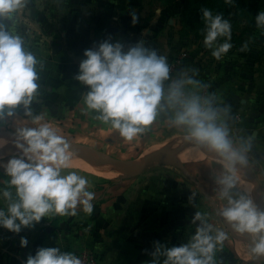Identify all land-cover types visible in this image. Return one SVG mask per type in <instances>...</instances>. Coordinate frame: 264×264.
<instances>
[{"label": "crops", "instance_id": "0c3cea01", "mask_svg": "<svg viewBox=\"0 0 264 264\" xmlns=\"http://www.w3.org/2000/svg\"><path fill=\"white\" fill-rule=\"evenodd\" d=\"M181 8L156 5L152 0H27L26 6L14 20L2 21L23 36L26 46L44 65L40 71L38 98L31 105L33 114L43 113L46 121L58 126L71 142V147L75 148L73 151L78 159L106 163L120 177L116 180L106 179L77 168L87 176L90 190L96 194L93 212L87 214L78 210L75 216L42 218L34 227L22 228L20 233L0 227V264H23L29 254H35L37 248L57 245L73 252L88 247L100 254L107 264H145L151 258L149 252L153 249L154 241L169 245L186 243L194 234L196 224H199L198 221L192 223L195 212L200 210L211 214L210 209L215 212L221 203L216 196L218 185L215 179L222 173L223 165L214 154L211 153L212 158L204 156L188 163L170 161L177 164L174 166L169 162L176 170L165 169L160 164L155 170L147 169V166L136 173L156 151L139 161V166L138 163L133 164L134 161L142 157L140 152L148 148L153 140L163 136L167 130L164 124H157L141 137L128 142L115 130H109L106 125L81 111V94L87 90V86L74 77L78 73L80 60L84 58V51L103 40L129 45L143 39L160 54L167 56L169 64L180 54L186 53L188 57L177 76L182 72L194 75L201 83L208 85L206 91L215 94L217 104L229 103L234 108L237 122L241 121L245 130L248 127L252 130L253 142L248 143L249 148L264 161V98L256 99L253 92L252 85L257 78L254 64L248 62L245 68L251 74H247L246 81L239 84H235L239 79L237 68L231 70L232 77H219V74L214 75V71L212 74L206 73L204 53L198 49L204 40L180 35ZM132 12L137 16L135 24L132 22ZM55 46H60V49L55 51ZM194 69L198 73L193 72ZM226 83L232 87L230 94L220 95V89ZM262 91L264 94L263 87ZM249 92L253 94L252 97H248ZM252 111V114H248ZM16 115L19 119L25 118L24 109L17 108ZM5 120L0 126V137L13 139V118L6 117ZM9 139V143L0 149V157L5 161L17 151ZM189 146L178 150L180 153L186 152ZM160 150L169 153V156L157 158L152 163L158 159H172L175 153ZM5 152L9 154L3 155ZM111 159L126 164L127 168H118ZM248 161L250 164V159ZM241 172L254 186L252 197L255 203L264 210V184L261 203L250 167L246 165ZM0 178H4L3 169H0ZM209 219L218 225L223 220L219 217L213 219L211 215ZM226 230L230 238L223 248H218L217 264H261L264 261V257L246 261L239 248L244 252L241 241L248 237H237L230 227ZM21 237L27 238L26 247H21Z\"/></svg>", "mask_w": 264, "mask_h": 264}, {"label": "clouds", "instance_id": "9594fccd", "mask_svg": "<svg viewBox=\"0 0 264 264\" xmlns=\"http://www.w3.org/2000/svg\"><path fill=\"white\" fill-rule=\"evenodd\" d=\"M26 3L0 0V126L6 117L13 118L15 138L11 143L17 150L6 161L0 157L4 173L0 178V227L13 233L32 228L49 216H75L78 210L91 214L96 196L87 176L77 170V154L62 130L46 121L43 113L33 114L31 105L38 98L44 65L23 36L2 22L14 20ZM131 16L135 24L136 13ZM202 17L205 47L220 59L232 48L231 22L208 8L202 9ZM255 21L264 28V11L256 14ZM247 47L245 42L241 50ZM83 56L74 77L87 86L81 94L83 113L128 142L163 123L182 142L200 149L202 156L205 150L214 154L223 165L215 179L221 201L216 211L195 212L192 223L199 224L186 243L154 241L145 264H217L216 252L230 238L227 227L237 237H248L241 241L246 261L264 257V210L251 195L254 186L242 177L241 169L249 163V145L243 139L234 140L226 122L230 107L219 106L215 94L206 91L208 85L194 75L182 72L173 77L167 56L143 39L129 45L103 40L86 49ZM19 107L24 109L23 119L17 118ZM8 143L0 137V149ZM210 215L223 220L219 225L210 222ZM20 245H28L26 237H21ZM23 264L84 262L75 252L57 245L37 248Z\"/></svg>", "mask_w": 264, "mask_h": 264}, {"label": "rangeland", "instance_id": "374dc122", "mask_svg": "<svg viewBox=\"0 0 264 264\" xmlns=\"http://www.w3.org/2000/svg\"><path fill=\"white\" fill-rule=\"evenodd\" d=\"M171 1L172 0H152V2L156 3V5H160L164 7H172L173 9L180 6L182 7L181 10L183 11L184 0H175L172 2ZM239 4H240L239 6L233 7V11L230 15L231 18L229 19L232 25V34H231L232 48L226 54H224L220 59H216L215 57L212 56L211 54L212 50L205 47L204 41L202 42V47H199L198 49L203 51L204 53L203 63L206 64L205 72L208 74H212L214 71L215 72L214 75L219 74V77L224 78L227 77V75L232 77L231 70L233 69L235 71V69L237 68L240 73L238 72L239 79L238 82L235 84L244 83L246 81L245 79L248 78L247 76L250 75L251 72L248 69H246L245 66L248 65V62H252L254 64L253 70L255 69L257 71L256 72L257 78L254 79V83L252 85L254 87L253 92L254 94H256V99L258 98L261 99L264 98V94L262 91V87L264 88V28L257 27L255 17L258 12L264 11V6L257 13H254L253 15L252 14L253 11L249 9L248 0H241ZM221 42H223L222 39ZM245 42H247L248 47L246 50H241ZM238 63H240L241 65L237 66ZM240 78H242L243 80H240ZM234 82L235 81H233L232 83ZM231 88H232L231 85L226 83L225 86H223L222 89H220V95L222 94H225V96L229 95ZM247 94H249L248 97H252L253 95L251 92ZM258 94H261L262 96L261 95L259 96ZM221 105H223V107L224 106L230 107V112L226 118V122L228 123L231 129L234 140L237 143L241 139L247 141V143H252L253 138L251 137V133H252V130H250L251 128L248 127V129L245 130L243 128L245 125L241 121L237 122L235 117L236 113H234L233 111L234 108L229 103L225 104V102H222L221 104H219V106ZM246 109L245 111H247ZM253 112L254 111L248 114H252ZM173 136L178 137V134L175 132H167L166 130L163 133V136L153 140L151 144L148 146V148L143 150V152H140L143 154L142 157L135 160L133 164H137L139 161L141 162V160L145 159L149 154L160 149H164L167 151L172 150L175 153L172 155V159L171 158L169 159L167 158L163 160L158 159V161L149 164L147 169L155 170L156 166L162 164V166L165 169L176 170L175 167L173 168V166L169 164L170 161H173L174 159L173 156L175 155H181V157L184 158L183 161L175 160L179 163H188L191 162V160L201 159L204 156H208V157L211 156L212 158V154L207 152H205L203 156L201 155V152L194 153L189 150L180 153L178 149H181V147L171 146V139ZM13 139H9V140L12 141ZM259 146L262 147V145ZM16 152L17 151H15V153ZM8 154H9L8 152L3 153V155L5 156ZM139 155L141 154H138L137 156ZM247 155H248V159H250L251 161L250 164L248 163V167H250L251 175L257 185L260 194V200L262 203L263 202L262 184H264V161L262 159L260 160L257 157V154H254L251 148H249ZM85 162L91 165H95L97 167H101V168L105 167L106 169H107L106 166L108 165L106 163H101V162H88V161ZM95 163H99V164H95ZM140 164L141 163H138L137 166H139ZM119 177L120 175L116 177L114 180H116ZM245 181L246 183L251 184V181L247 178V176ZM233 191L235 192L236 190L234 189ZM210 210L211 213H214L213 209ZM214 218H218V217L213 216V219Z\"/></svg>", "mask_w": 264, "mask_h": 264}, {"label": "trees", "instance_id": "16d2710c", "mask_svg": "<svg viewBox=\"0 0 264 264\" xmlns=\"http://www.w3.org/2000/svg\"><path fill=\"white\" fill-rule=\"evenodd\" d=\"M240 2L241 0H184V8L180 16L181 37L191 36L196 40L204 39L203 8L212 10L214 14L221 13L224 18L230 19L233 7L239 6ZM248 3L253 15L264 6V0H248Z\"/></svg>", "mask_w": 264, "mask_h": 264}, {"label": "bare ground", "instance_id": "6f19581e", "mask_svg": "<svg viewBox=\"0 0 264 264\" xmlns=\"http://www.w3.org/2000/svg\"><path fill=\"white\" fill-rule=\"evenodd\" d=\"M175 137V136H174ZM10 137H8L9 139ZM7 139V138H5ZM7 139V140H8ZM171 146L172 147H183V146H188V144L182 142L180 139H178V137L172 138L171 139ZM187 148V147H186ZM189 151L194 152V153H199L201 152L200 149H195L192 148L191 146H189ZM206 152V150H205ZM173 160H177V161H183V157H181V155H175L173 156ZM76 164H77V168L82 169L86 172L92 173L94 175H97L99 177L102 178H106V179H113L116 178L117 176H119V173L114 170V168L110 165H107V169L105 167L101 168V167H97L95 165H91L89 163H86L85 161L75 158ZM91 162V161H88ZM95 164H99V163H95ZM243 171V169H242ZM242 177L244 180H246V176L244 174H242ZM240 254L241 256L245 259L244 256V252H242L241 248H239Z\"/></svg>", "mask_w": 264, "mask_h": 264}, {"label": "built area", "instance_id": "2783aa9c", "mask_svg": "<svg viewBox=\"0 0 264 264\" xmlns=\"http://www.w3.org/2000/svg\"><path fill=\"white\" fill-rule=\"evenodd\" d=\"M187 57L188 56L186 53H182L170 62L172 68L171 75L173 77H176L179 74V71L184 67V63ZM75 253L82 258L84 264H107L102 259L100 254H98L97 252L93 251L88 247L82 248Z\"/></svg>", "mask_w": 264, "mask_h": 264}, {"label": "water", "instance_id": "95a60500", "mask_svg": "<svg viewBox=\"0 0 264 264\" xmlns=\"http://www.w3.org/2000/svg\"><path fill=\"white\" fill-rule=\"evenodd\" d=\"M60 46H55L54 50H59ZM73 150H75V148L71 147ZM169 153L164 152L162 150L156 151L153 154H151L144 162L143 164L136 170V173H140L143 169H145L150 163H152L154 160H156L157 158H165L168 157ZM106 159V158H105ZM111 162L113 164H115L118 168H127L126 164L122 163V162H118L116 160L111 159ZM171 165L176 166V163L170 162ZM223 219V218H222Z\"/></svg>", "mask_w": 264, "mask_h": 264}]
</instances>
